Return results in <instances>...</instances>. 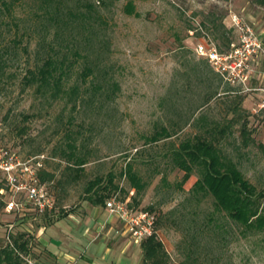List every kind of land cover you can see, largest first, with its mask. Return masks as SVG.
Segmentation results:
<instances>
[{"label":"rangeland","instance_id":"374dc122","mask_svg":"<svg viewBox=\"0 0 264 264\" xmlns=\"http://www.w3.org/2000/svg\"><path fill=\"white\" fill-rule=\"evenodd\" d=\"M101 11L110 18V60L115 69L114 80L119 85L115 109L111 110L114 119L105 130L99 122L92 133L86 132V136L90 134L85 141L90 161L84 167L80 183L70 189L68 199L63 202L65 209L54 207L43 214L37 213L25 203L24 193H19L14 199L21 205L20 210L5 211L6 203L12 198L8 185L0 176V206L5 205L0 210V247L7 242L5 236L11 227L9 231L29 234L32 247L41 250L33 235L37 227L49 224L65 212L82 213L81 208L92 209V205L82 200L79 194L85 180L96 173L114 172L116 182L128 190L125 199L133 196L134 189L127 179L119 177L129 160L146 182L138 204L134 203L133 207H154L159 213L158 218L161 217L157 223V234L171 263L181 264L184 258L179 248L182 229L194 211V202L185 203L183 198L196 176L192 173L179 187L182 172L167 164L163 154L168 142L177 144L195 131L194 121L183 125V119L204 91L203 87L197 86L200 76L195 63L205 60L193 51L204 35L217 52L224 54L240 46L239 41L247 36L239 28H247L251 32L250 43L258 46V49L250 47L247 56L250 72L245 87L248 91L232 86L241 89L238 96L242 100L240 109L246 111L241 119L250 130L254 143L239 150L226 146L225 151L234 160L239 158L243 176L264 191V112L256 111L261 97L251 91L253 84L249 85L251 77H259L255 84L258 81L264 83V0H109ZM223 39L230 42L228 49L223 47ZM254 60L261 64V71L256 73L251 68ZM233 99L232 96H220L210 102L207 109L210 108L213 116H218L219 111ZM38 109L31 96L19 94L16 86L0 94V149L9 150L20 160L31 159L32 164L38 162L37 175L41 168L50 169L59 162L58 157H53V152L63 143L62 132H55V117L61 110L60 106L50 109L48 114L44 111L39 114ZM33 112L34 115L27 120L22 119V114ZM174 122H179L182 129L171 139L147 142L146 138L155 129L161 125L171 129ZM21 128L24 131L18 132ZM37 150H40V155L34 156ZM60 164L61 170L65 162ZM44 184L54 198L52 184ZM118 196L123 197L124 194L118 193ZM210 201V197L202 199L199 210H209ZM86 218L93 219L92 215ZM62 222V228L65 224L74 226L70 220L63 219ZM233 238L224 248L226 264H264L263 234ZM80 244L85 245L83 241ZM32 247L29 256L38 259V250L33 251Z\"/></svg>","mask_w":264,"mask_h":264},{"label":"trees","instance_id":"16d2710c","mask_svg":"<svg viewBox=\"0 0 264 264\" xmlns=\"http://www.w3.org/2000/svg\"><path fill=\"white\" fill-rule=\"evenodd\" d=\"M108 1L0 0V94L16 86L19 94L31 96L38 104L39 114L42 111L48 114L55 106L61 109L55 117V132H62L63 143L53 152L59 162L38 172L41 182L52 184L53 208H66L62 204L68 199L70 189L84 176V167L90 161L85 148L90 134L86 136V132L92 133L99 122L105 130L114 119L111 110L115 109L119 85L114 80L115 69L110 60V18L101 11ZM222 44L228 49L230 42L223 39ZM195 65L200 76L197 86L204 91L183 119V125L194 121L195 131L177 144L168 142L163 155L167 164L182 172L179 187L192 173L196 176L183 198L185 203L194 202V211L182 229L181 264H226L224 248L232 236L235 239L264 235V191L243 176L239 158L234 160L225 151L226 146L239 150L254 143L241 119L246 112L240 109L241 98L234 96L219 111L220 115L213 116L210 108L207 109L210 102L235 91L205 61H197ZM32 115L34 112L22 114V119ZM181 129L179 122H174L171 129L161 125L146 140L151 143L168 140ZM22 131L24 128L18 130ZM33 155H40V150ZM62 161L65 165L60 170ZM119 177L127 179L134 189L130 197L133 207L134 203L138 204L146 182L129 160ZM116 178L112 171L96 173L83 183L81 199L103 207L118 193H123L118 198L125 200L128 190ZM205 197L211 199L210 209L199 210ZM147 210L155 213L156 225L155 232L140 242L141 264H172L157 234L161 217L158 218L153 206ZM5 237L7 242L0 247V264H26L32 243L29 234L8 231Z\"/></svg>","mask_w":264,"mask_h":264},{"label":"built area","instance_id":"2783aa9c","mask_svg":"<svg viewBox=\"0 0 264 264\" xmlns=\"http://www.w3.org/2000/svg\"><path fill=\"white\" fill-rule=\"evenodd\" d=\"M244 32L243 39L239 41L240 46L231 49L227 53H219L208 37L204 35L202 40L194 46V53L197 57L204 59L211 70L219 75L221 79L230 86L242 87L248 91L245 83L249 75L247 56L249 48L257 45L250 43L251 32L249 29L239 28ZM261 97V103L257 106V112H264V83L252 89ZM31 159L20 160L14 153L7 149H0V176L4 179L11 192V200L6 203L5 210H20V204L14 199L15 195L24 193L25 203L37 213H44L53 209L54 200L49 195L45 184L37 175L40 164L30 163ZM105 208L109 214L116 216L124 224L125 232L135 242H141L155 232L156 215L147 209H136L130 205V197L121 200L117 195L110 197ZM11 227L9 228V230ZM8 230V231H9ZM26 264H37L33 259L25 258ZM66 264H78V259H71Z\"/></svg>","mask_w":264,"mask_h":264},{"label":"crops","instance_id":"0c3cea01","mask_svg":"<svg viewBox=\"0 0 264 264\" xmlns=\"http://www.w3.org/2000/svg\"><path fill=\"white\" fill-rule=\"evenodd\" d=\"M256 60L259 62V59ZM258 62L254 60L251 65L255 73L261 71V64L258 65ZM258 78L251 77L252 82H249L254 89L263 82L255 84ZM227 87L235 91L229 93V96H239L242 93L239 88L229 84ZM80 210L82 213L69 212L60 219L37 227L33 235L41 250L32 247L31 243L33 251L38 250L37 261L42 264H66L76 258L78 264H141L140 242H135L125 232L124 224L119 218L109 214L103 206ZM88 215H92L93 219L86 218ZM63 219L70 220L74 226L65 224L62 228ZM82 241L84 246L80 244Z\"/></svg>","mask_w":264,"mask_h":264}]
</instances>
